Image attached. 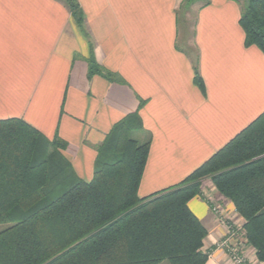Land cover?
Masks as SVG:
<instances>
[{
    "label": "crops",
    "instance_id": "obj_1",
    "mask_svg": "<svg viewBox=\"0 0 264 264\" xmlns=\"http://www.w3.org/2000/svg\"><path fill=\"white\" fill-rule=\"evenodd\" d=\"M181 1L76 0L80 29L62 0H0V121L21 120L65 142L62 157L89 182L99 148L142 100L135 140L149 150L138 197L180 184L264 112V55L244 45L242 5L195 0L184 36ZM89 57L123 84L88 77ZM188 208L207 233L205 264H232L216 243L225 221L242 225L233 205L207 179Z\"/></svg>",
    "mask_w": 264,
    "mask_h": 264
},
{
    "label": "trees",
    "instance_id": "obj_2",
    "mask_svg": "<svg viewBox=\"0 0 264 264\" xmlns=\"http://www.w3.org/2000/svg\"><path fill=\"white\" fill-rule=\"evenodd\" d=\"M62 1L81 29L76 0ZM239 25L244 45L264 55V0H245ZM87 65L88 77L123 84L92 57ZM194 81L202 89L197 71ZM142 104L99 148L89 182L62 157L65 142H49L21 120L0 121V224L8 225L0 264H205L207 233L188 203L207 179L233 205L246 246L264 264V112L180 184L139 198L149 142L130 136L142 128ZM50 148L56 163L45 157ZM57 189L64 191L49 200Z\"/></svg>",
    "mask_w": 264,
    "mask_h": 264
},
{
    "label": "built area",
    "instance_id": "obj_3",
    "mask_svg": "<svg viewBox=\"0 0 264 264\" xmlns=\"http://www.w3.org/2000/svg\"><path fill=\"white\" fill-rule=\"evenodd\" d=\"M207 202H209L211 205V211L222 219L223 212L221 205L214 202L213 199L208 197ZM224 223L226 226L227 234L223 239L220 240V242L216 243V247L221 249L225 253L226 257L232 264H254L252 259H247L246 254H244L243 247H246V244L242 240L243 237L241 226L238 227L237 225H234L232 221H225ZM237 234L241 235L240 240L242 241H239V239H237Z\"/></svg>",
    "mask_w": 264,
    "mask_h": 264
},
{
    "label": "rangeland",
    "instance_id": "obj_4",
    "mask_svg": "<svg viewBox=\"0 0 264 264\" xmlns=\"http://www.w3.org/2000/svg\"><path fill=\"white\" fill-rule=\"evenodd\" d=\"M196 1L195 0H182L180 2V7L178 8V22H179V25H181V20H184L186 21V32L184 33V36L185 35H188L190 36L191 35V27H192V24L194 22V18H195V9L190 5V4H193L195 3ZM238 2L242 5V9H244V6H245V0H238ZM180 10V12H179ZM136 134L135 132H132L131 133V138L132 139H135L136 138ZM54 149L50 148L48 149L47 151L45 150V157L47 159H49L50 161H54L55 162V158L52 156V154H54ZM64 191V190H63ZM63 191L59 190H55L53 191L50 196H49V200H53L55 199L57 196H59L61 193H63ZM238 226V225H237ZM236 226V227H237ZM241 226V225H239ZM238 226V227H239ZM8 227V225L6 224H0V232L3 231L4 229H6ZM242 231V230H241ZM241 235L237 234V239H239V241H242L245 242L244 238L242 240H240ZM232 240V239H231ZM244 244V243H243ZM250 247H243V251H244V254H246L247 256V259H252L253 263L254 264H257V261L255 260V258H253L250 254H251V251H250ZM249 251V252H247ZM249 254V255H248ZM254 256V255H253ZM160 264H167V262H162Z\"/></svg>",
    "mask_w": 264,
    "mask_h": 264
}]
</instances>
